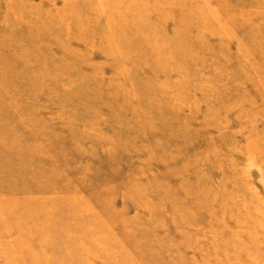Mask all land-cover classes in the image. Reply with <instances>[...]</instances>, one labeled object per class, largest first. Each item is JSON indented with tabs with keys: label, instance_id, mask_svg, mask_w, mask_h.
<instances>
[{
	"label": "rangeland",
	"instance_id": "rangeland-1",
	"mask_svg": "<svg viewBox=\"0 0 264 264\" xmlns=\"http://www.w3.org/2000/svg\"><path fill=\"white\" fill-rule=\"evenodd\" d=\"M0 264H264V0H0Z\"/></svg>",
	"mask_w": 264,
	"mask_h": 264
}]
</instances>
